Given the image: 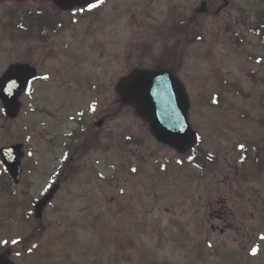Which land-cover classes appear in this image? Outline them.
Segmentation results:
<instances>
[{
	"label": "rangeland",
	"instance_id": "1",
	"mask_svg": "<svg viewBox=\"0 0 264 264\" xmlns=\"http://www.w3.org/2000/svg\"><path fill=\"white\" fill-rule=\"evenodd\" d=\"M127 1L111 0L92 15L93 19L99 18L100 30L110 24L112 34L114 32L116 34L112 49L114 71L108 73L110 76L114 74L115 83L131 66L150 64L155 66L157 60L161 57L168 58V56L172 63L174 38H170V30L175 24L174 20L177 19L180 8L192 14L193 9L198 8L204 0H157V6L154 7L127 4ZM41 2L35 0V3ZM21 8H26V5H22ZM237 8L245 11L246 18L243 17L241 20L242 16ZM7 9L11 7L5 5L0 7V76L11 63L24 61L20 59L26 58L27 55L18 54V52L23 51L26 54L28 49L27 44L22 43L18 44L19 49L15 48L11 35L8 34H13L14 30L13 20L4 14ZM259 11H264V3H258L257 0L252 2L234 0L219 13L211 12L210 15L199 16L196 20L201 32L200 43L194 44L193 52L188 44L183 49L182 60L185 62L179 73L188 80V87L192 94L193 109L190 115L192 118L195 116L196 119L192 120L198 124L197 132L201 137L198 148L209 151L219 159L222 158V150L220 145H217L218 141L206 139L208 118L205 119V117L211 113L213 120L219 121L220 113L213 107L210 111L205 102L208 103L219 93L217 87L219 80L215 76V73L219 71L224 80L234 82L237 79L238 90L244 91L245 94L251 91V88L243 82V74L239 72L242 68L251 69L249 55L257 54L251 53L254 47L259 50L264 48L257 35L252 33L264 19ZM144 13L149 15L144 16ZM257 18H260V22ZM14 22L16 23V20ZM166 33L168 35L163 38V34ZM230 39L237 40L230 43ZM148 53L151 55L145 60L144 55ZM86 54L87 50L83 48L84 61H86ZM162 64L168 65L169 62H162ZM110 67L108 65L101 68L108 72ZM85 68L87 69V66ZM101 68L93 65L92 70L94 73L101 74ZM253 72H255L254 68ZM222 88L228 91L225 93L226 96L234 93V90H230L225 85ZM111 90H113V83L111 87L107 86L101 98L103 101L114 100L113 167L100 170L98 165L93 164L96 170L90 171L92 181L88 183L87 190L80 196L78 194L83 189L81 183H71L61 187L53 203L43 212L40 225L44 230L40 232H36L39 228L37 224L29 223L30 228L24 221V213L33 211L32 203H18L16 197L6 192L0 193V247L13 245V240L21 244L30 237H34L32 240L34 243L24 248L27 251L13 257L17 264H79L81 261H91L93 264H114V255L118 252L116 247H122L117 245V239L120 236L134 238L135 246L132 248L150 247L154 257L162 260L163 264L186 262L183 255L177 257L173 249L177 246L172 239L174 233L171 230L178 233L176 226L180 229L183 227L187 230L191 229L189 207L181 199H188V186L191 180H201L205 174L201 172V177L197 169L188 165L185 167L184 162L182 165H175V156L152 143L147 137L146 125L137 120L132 109L120 107L118 97L115 93L113 95ZM221 99H223L222 94ZM24 105L26 108L15 122L4 121L0 107V147L24 141L27 145L29 143L30 148L35 146V141L33 139L29 141L28 138L33 123H29L28 120L27 98ZM229 105L235 108L239 107L240 103L229 102ZM46 106L55 107L56 102L53 100ZM31 118L38 122L35 116ZM116 118L119 119L116 120ZM37 127L36 130L40 129ZM129 133L132 135L131 142L128 144L124 139ZM212 133L217 131L212 130ZM131 145H133L132 148ZM28 152L32 154L29 149ZM167 156L170 157L169 162L164 159ZM30 158L33 164L49 162V158L44 153H40L39 157L32 155ZM150 158L153 159L149 160ZM99 159L109 165L108 156L105 153H101ZM162 163H165L167 169L164 174L161 173L160 168ZM27 164L29 162L26 163V167ZM130 164L134 165L138 171H144L141 175L131 177L128 173L133 166ZM114 175L118 177L119 182L114 179ZM42 180L43 178H36L35 187L28 189L23 186L18 189V194L24 188L25 191L28 189V198L31 202L37 201L47 183ZM157 180L167 182L153 185ZM256 185L258 187L254 185L253 189L259 192L264 191V183ZM139 194L144 201L135 202V197ZM199 195L196 194V196ZM113 199L114 202H112ZM99 205L102 208H99ZM121 210L122 213H120ZM188 221L189 225H186ZM201 223L202 219L196 215L194 218L195 240L203 242V237H200ZM211 243H217L216 236L211 237ZM156 247H162V253L157 251ZM123 253H126V249ZM116 258L122 260L123 256L118 253ZM141 260L142 254L139 253L133 261L124 260L119 264H142Z\"/></svg>",
	"mask_w": 264,
	"mask_h": 264
},
{
	"label": "flooded vegetation",
	"instance_id": "2",
	"mask_svg": "<svg viewBox=\"0 0 264 264\" xmlns=\"http://www.w3.org/2000/svg\"><path fill=\"white\" fill-rule=\"evenodd\" d=\"M35 0H28L27 7V23L35 28L36 17L35 11L41 9L44 14H47L44 17L43 26L44 32L48 33L50 27L57 28L60 24H63L61 15H57V18H54L51 12L58 11L54 6L52 0H43V6L39 4H34ZM35 10V11H34ZM74 10V9H73ZM71 10V12H73ZM83 10V9H82ZM80 11V10H78ZM45 44H43L42 51L36 50L35 47L30 48V61L34 67H36L40 75L47 74L48 80L42 81L41 84L35 85L36 90H32L31 98H37L38 87H42V100L43 109L37 114L35 111L33 115H38L45 117L47 121H50L53 124H57L53 120V113H51L52 106H46V104L52 103L51 95L47 92L56 91L62 84L64 87L69 89H76L79 85L75 82H78L79 75L77 72V66L79 63V58L76 54H71L66 63L63 62L65 58L58 56L54 51L55 47L52 45V38H45ZM61 60V62H59ZM60 63L62 68L60 67ZM35 84V83H34ZM33 84V85H34ZM32 85V86H33ZM56 86V87H55ZM112 85L110 84V87ZM37 99L32 100V103L35 104ZM264 107V103H263ZM106 117L101 118L102 124L98 126L96 121L98 116L92 115L89 116L88 113H85L80 119L79 122H75V127L78 128L77 138L80 141H86V144H91L95 142L96 149L98 150V142L101 144V147L106 149V154H113V142L111 137V131L113 129V114L107 108ZM63 119V118H62ZM100 119V118H99ZM66 123V119H63ZM242 123L233 118L231 122L232 125ZM245 123L255 124L263 129L262 135L264 136V119L259 117L253 118L251 121H245ZM73 124V123H72ZM226 124L223 125V132L227 131ZM106 125L105 136H104V127ZM64 131H66L64 129ZM256 133H260L256 130ZM102 136L99 140V136ZM63 139V138H62ZM76 140V142H78ZM264 140V138H263ZM55 143V149H58L57 137L53 138ZM106 142V144H104ZM249 145V143H245ZM64 150L68 152H75L72 145L65 146ZM252 166L249 168L254 172L253 176L255 177L259 171H264V166L255 164L252 161ZM240 165L233 164L230 162V158L225 159L223 165H219L220 179L216 181L208 180L207 185L203 190V199H204V208L207 216V224L210 230H217L218 234L222 237L229 239V236L238 235L244 238V243L241 244H232L228 243L220 247L223 252V256L226 259H231L233 264H245L246 260H241L243 254L251 253L254 249L253 239L257 235V216H258V198L254 194L256 191L252 190L247 192L242 184L243 178H247L248 174L244 173L241 170ZM248 168V169H249ZM258 256L251 258L252 262H257ZM146 264H158L156 260H147Z\"/></svg>",
	"mask_w": 264,
	"mask_h": 264
},
{
	"label": "water",
	"instance_id": "3",
	"mask_svg": "<svg viewBox=\"0 0 264 264\" xmlns=\"http://www.w3.org/2000/svg\"><path fill=\"white\" fill-rule=\"evenodd\" d=\"M86 0H74L73 4H83ZM31 74L27 66H12L0 79V85H6L5 91L0 93V99L8 115L14 116L19 108L18 98L25 89L10 84L16 81L23 85ZM117 93L124 103L134 104L137 113L149 120L152 132L159 141L181 150L195 144L194 135L189 133L184 123L183 112L186 108V96L182 88L172 80L169 74L162 73H133L119 81ZM20 147L11 148L10 152H1L2 162L13 178L19 174V160L22 157ZM52 192L41 201L36 209L38 216L42 207L46 205Z\"/></svg>",
	"mask_w": 264,
	"mask_h": 264
},
{
	"label": "snow or ice",
	"instance_id": "4",
	"mask_svg": "<svg viewBox=\"0 0 264 264\" xmlns=\"http://www.w3.org/2000/svg\"><path fill=\"white\" fill-rule=\"evenodd\" d=\"M103 2H104V0H100V3H101V4H102ZM97 6H98V5L93 4V5H91V6L88 8V10L91 11L92 8H95V7H97ZM41 78L44 79V80H47V79H48V77H46V76L41 77ZM9 83H10V84H14L16 87H23V89L26 90V89L30 86L31 81L25 79V80L23 81V85L17 83L16 81H10ZM6 87H7L6 85H0V93H3V92L5 91V88H6ZM240 147H241V149L243 148L242 145H241ZM132 171L135 172L136 169L133 168ZM261 239H264V236H262ZM5 243H6V242H5ZM12 243H13V244H16V243H19V241L13 240ZM33 247H35V245H33ZM252 252H253V254H255L256 249H255V248L252 249Z\"/></svg>",
	"mask_w": 264,
	"mask_h": 264
}]
</instances>
